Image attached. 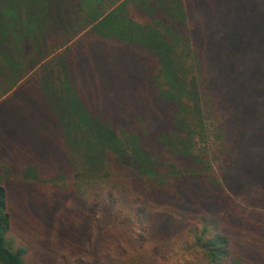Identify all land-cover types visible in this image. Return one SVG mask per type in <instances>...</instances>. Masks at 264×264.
<instances>
[{
    "label": "trees",
    "instance_id": "obj_1",
    "mask_svg": "<svg viewBox=\"0 0 264 264\" xmlns=\"http://www.w3.org/2000/svg\"><path fill=\"white\" fill-rule=\"evenodd\" d=\"M90 74L105 109L82 102ZM33 92L64 135L68 104L101 139L85 157L49 133L17 165L93 200L64 222L71 251L94 227L108 264H264V0H0V106ZM3 180L0 264H33Z\"/></svg>",
    "mask_w": 264,
    "mask_h": 264
},
{
    "label": "rangeland",
    "instance_id": "obj_2",
    "mask_svg": "<svg viewBox=\"0 0 264 264\" xmlns=\"http://www.w3.org/2000/svg\"><path fill=\"white\" fill-rule=\"evenodd\" d=\"M83 9L85 8L83 7ZM87 9L89 11V7ZM90 9L94 12L93 8ZM127 52H129L128 56L133 59V64L139 65L141 63L140 53L130 49L124 50L123 53L117 50L114 57L121 58ZM79 71L82 72L81 74L87 73V68ZM90 75L89 78L78 77L85 94L82 95L85 98L82 102L84 104L92 103L105 109L113 90H109L108 93L104 91L105 97L103 99H101V95L92 98V95L99 92L98 77ZM70 98L73 100V97ZM16 100H18L17 95L12 102L0 106V176L4 179L3 182L8 189L10 210L15 220V232L17 236L22 235L25 238L30 249V260L32 259L33 264H108L105 260L106 254H102V258H97L94 245L96 233L103 232L101 228L98 231L93 227L95 234L93 237L91 236L92 239L87 234H81L86 235L85 241L77 242V253L71 251L69 247L72 237H67L65 228L68 226L64 222L75 220L76 223H79L88 218L87 212L93 204L90 197L70 196L65 198L60 190L57 192L58 195L54 194L55 197H53L50 193L53 192L54 188H49L51 184L47 181L40 183L41 185L30 184L33 180L24 179L23 176L17 174V165L21 163L22 158H27L34 151L42 153L40 151L43 149L41 139H44L49 133L54 134L52 137L55 139L53 144H59L60 149L66 148L68 153L71 150V154L91 156L101 139L97 133L90 129V119L81 115L82 112L75 114L74 110H70L69 105L65 104L64 108L68 110L67 114H69L67 115L68 119H74L75 123L71 126L68 121L63 122L66 134L64 135L63 128L53 118L52 109L45 108L38 92L29 95L27 105H16ZM112 101L116 102V100ZM149 105L151 104L149 103ZM35 108H38L37 118L28 115L29 110ZM61 115L63 116V112ZM28 145L30 148L34 147L30 154ZM75 145L77 150L74 148ZM52 147L54 146H51V149ZM46 165L53 167L51 162H47ZM60 195L64 200L60 201V205H57V196ZM53 198L57 200L53 201ZM73 241L76 240L73 239Z\"/></svg>",
    "mask_w": 264,
    "mask_h": 264
}]
</instances>
